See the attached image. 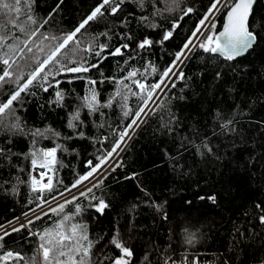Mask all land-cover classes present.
<instances>
[{
    "label": "trees",
    "instance_id": "16d2710c",
    "mask_svg": "<svg viewBox=\"0 0 264 264\" xmlns=\"http://www.w3.org/2000/svg\"><path fill=\"white\" fill-rule=\"evenodd\" d=\"M99 3L100 0H35L33 14L42 20L51 13L41 32L63 37ZM210 3L211 0H125L116 15L92 22L84 37L91 40L96 36V43H107L110 50L128 44V49H122L123 57H108L98 69L79 74L84 79L65 73L49 78L53 87L47 92L37 87L32 89L34 95L22 93V101L14 107L23 133H12L0 126V148L13 154L10 159L0 155V226L72 188L78 176L90 171L89 161L98 163L120 143L119 133L135 118L123 113H135L143 106L139 95L128 92L126 102L116 97L111 107L96 113L83 107L82 98L90 97L89 90L94 88L97 99L107 103L119 86L105 78L120 79L132 68L143 73L137 79L146 86L158 83L163 71L174 63L176 53L192 37ZM188 8L192 11L185 15ZM226 12L224 9L219 15L215 33L222 28ZM140 17L147 19L142 21ZM250 24L251 30L258 33L257 42L238 60L227 61L197 47L183 69L184 79L174 81L130 141L118 165L99 180L102 183L98 188H93L107 208L97 211L99 199H92V194L87 198L79 196L73 204H66L63 212H47V216L42 214L40 220H33L19 232H10L0 242L4 243L3 250L18 251L26 258L36 255L40 241L32 233L55 227L56 221L73 213L79 204L82 211L73 222L86 224L89 239L95 242L93 260H102L103 264H112L105 257L119 255L110 243L117 232L133 252L130 264H165L169 257L168 264L178 260L263 264L264 223L259 218L264 211L256 205L264 207V0L256 3ZM167 31H172V37L161 42ZM104 32L107 37L100 35ZM145 38L153 45L139 49L138 43ZM84 55L89 63L97 62L98 58ZM90 79L97 84L90 85ZM56 80L61 82L59 89L55 87ZM125 83L132 92L140 91L131 81ZM11 90V86L0 90V102ZM56 90L63 92L60 103L53 102ZM77 111L83 123L73 121L76 127L70 128L68 123ZM13 120L8 117L5 123ZM229 120L232 123L222 128V123ZM36 129L44 132V137L34 138L31 133ZM80 132L84 135L80 136ZM34 139L37 149L60 146L58 163L51 171L55 185L51 193L34 192L31 187L30 173L34 175V171L31 158L24 154L33 148ZM213 195L215 203L207 199ZM202 196L205 199H200ZM39 259L37 256L38 262Z\"/></svg>",
    "mask_w": 264,
    "mask_h": 264
},
{
    "label": "snow or ice",
    "instance_id": "6c2138e0",
    "mask_svg": "<svg viewBox=\"0 0 264 264\" xmlns=\"http://www.w3.org/2000/svg\"><path fill=\"white\" fill-rule=\"evenodd\" d=\"M62 3L63 0H60ZM125 3V0H100V3L79 23V25L71 32L65 34L63 37L50 36L46 32H41V29L48 23V19L51 18V13L48 18L37 20L33 14V5L35 0H0V90H3L5 86H11L12 90L6 96V98L0 102V126L2 129L8 130L12 133H23V127L20 123L19 117H15L16 108L14 104H19L22 101V93L24 95H34L32 91L34 88H41L44 92H47L49 88L53 87L50 81V77L55 79L56 76L69 73L76 74V79H84L81 73H87L91 69H98L99 64L106 60L108 57H123L124 51L122 49H128V44H122L116 46L114 49H109L107 43H96L98 37L94 36L91 40H85V34L87 33L88 26L95 21H99L106 15H116L121 11V6ZM254 0H211L210 6L206 15L199 21V25L192 33L186 43L183 45L181 51L176 53L175 61L183 63L182 58H187L185 50L191 51V47H200L205 52L219 54L223 56L225 60L231 61L236 57L245 53L248 49L253 47L254 42L257 40L258 33L251 30V24L249 17L252 14V5ZM59 6V5H58ZM221 8L227 10L226 22L224 23L223 30L215 33L216 29L214 22V15L219 12ZM55 11V10H54ZM192 11L188 8L185 15ZM140 19L146 20L147 17H140ZM208 21V31L213 34H206L202 32V28L205 26V22ZM176 27V25H174ZM15 31H12V30ZM16 33H19L17 35ZM199 35H204L205 39L199 43L194 44L193 38H198ZM107 37V32L101 33ZM172 37V31H167L162 41L168 40ZM130 38V37H129ZM110 39V37H109ZM11 41V42H9ZM45 41H49L45 44ZM56 41L53 45L51 42ZM153 41L145 38L137 45L139 49H144L153 45ZM98 49V50H97ZM85 53L98 58L96 63H89L85 57ZM106 53V55H105ZM166 68L161 74V79L158 83L146 86L140 79H137L140 73L139 69L132 68L127 71V74L120 79L114 77H106L105 79L113 80L119 87L115 94L110 97L107 103H101L97 99V93L94 88L89 91L90 97H83V107H86L90 113H96L101 108L111 107L113 100L116 97H120L123 101H127L128 92L132 95H139L143 106L140 107L135 113H131V110L124 111L123 115L128 117L130 114L134 115L131 123L126 126L125 131L119 133V140L123 142L124 137L128 135L127 128L133 126L139 127L137 123L140 120L141 113L145 112V108L148 106V101L152 100L155 90L160 89L161 85L165 83V78L174 76L177 79H184L182 69H178L176 62ZM128 63L127 60L124 61ZM26 69H29L26 71ZM123 71V69H122ZM152 71L156 69L153 67ZM219 76V73H217ZM131 81L132 85H135L140 91L132 92V88L125 81ZM71 81H69L70 83ZM60 81H55V87L59 89ZM90 85H96L97 81L88 80ZM166 86V85H165ZM174 86V83L173 85ZM127 89V92L124 91ZM56 100L54 103H60L63 100V92L60 90L55 91ZM121 107H126V104H122ZM103 114V113H101ZM79 112L77 111L72 115L71 120L68 123L70 128L76 127L73 121H79ZM8 117H14V120L5 123ZM81 124L82 121H79ZM232 121L222 123L221 127H227ZM59 135V133H54ZM31 135L35 138L37 136L44 137V132L39 129L34 130ZM80 136L84 133L80 132ZM35 139L33 140V148L29 153L24 154L25 158H31V171L39 169H46L47 171L39 172V179L37 176L31 175V187L34 192H47L51 193L55 190L52 176L48 175V172L54 171V166L57 161V150L59 145L52 148H35ZM117 143L108 153L106 157L98 159V163L92 164L89 161L90 171L84 175L78 176V178L72 184V188L84 185L85 181L91 182L102 167L107 163V157H110L113 152L119 148ZM204 148L209 153L212 149L207 143H204ZM0 155H8L9 159L13 155L10 150L6 153L4 149L0 148ZM62 166V165H61ZM47 177V183H43V180ZM92 183L91 187L85 186L79 192V196L89 197L92 194V199H99L93 193V188H98L99 184ZM39 185V187H37ZM70 191V189H66ZM63 196V192L60 193ZM52 199H56L55 196ZM78 197L73 196L71 200H66L65 203L59 204L58 208H51L52 213L63 212L66 204H73ZM205 199V197H200ZM207 199L213 203L216 201V197L209 196ZM48 203V201H43ZM40 207V205H37ZM108 205L99 199V203L96 205L97 211H103ZM256 207L261 211H264V207L257 204ZM35 211V210H33ZM82 209L79 204L75 205V211L70 214H65L60 220L55 222V227L44 228L41 232H33L32 235H36L39 238V245L36 250V255L26 258L21 255L20 252L3 250L4 243H0V264H10V262L24 261L25 264H103V261L93 260V248L95 242L89 239L87 234V226L82 222L75 221V216L81 213ZM27 216V213H24ZM44 216L48 213L44 212ZM41 215H36L35 220H40ZM18 219V218H17ZM260 222L264 223V215L260 216ZM34 221L29 219L28 225L33 224ZM3 227V226H0ZM26 225L21 223L20 227H13L12 232H19ZM10 232L5 230L3 235H0V242L4 241L6 236H9ZM191 242V240H189ZM110 243L119 250V255L115 258L105 257V259H111L112 264H130V258L133 256L131 248L125 246L120 239L117 232ZM39 256V262L37 261ZM147 261V255L144 257ZM168 259H171L170 257ZM168 259L165 260V264H168ZM175 264V262H173ZM193 264H197L193 261Z\"/></svg>",
    "mask_w": 264,
    "mask_h": 264
},
{
    "label": "bare ground",
    "instance_id": "6f19581e",
    "mask_svg": "<svg viewBox=\"0 0 264 264\" xmlns=\"http://www.w3.org/2000/svg\"><path fill=\"white\" fill-rule=\"evenodd\" d=\"M213 19L215 20V17H213ZM208 25H209V22L208 21L205 22V26L202 28V32L207 33ZM203 37L204 35L198 34V38H193L194 44L199 45V43L202 42ZM190 47H191V51L185 50V54L187 58H182L183 59L182 64L179 61H175L176 64L178 65V69H182V71L184 67L186 66V63L188 62V60L190 59V57L192 56V54L194 53V51L197 49L198 46L196 47L190 46ZM176 79L177 78L174 76L165 78V83L161 85L160 89L155 90V94L152 100L148 101V106L147 108H145V112L147 113V115H145L144 113H141L140 120L137 121V123L139 124V127H136V126L131 127L129 131V135L124 138L123 142L119 143L120 145L119 148H117L116 151L113 152L112 155L107 158V163L103 165V167L96 174H94V177L91 179V182L85 181L84 187L90 184L92 185V183H94L99 178H101L103 175H105L107 172L112 170L113 166L120 160L124 151L126 150L130 142V136H132L133 134H136L140 130L144 122L148 119V117L154 111V109L156 108V106L158 105L162 97L166 94V92L168 91V89L171 87V85L174 83ZM40 171H47V170L41 169Z\"/></svg>",
    "mask_w": 264,
    "mask_h": 264
},
{
    "label": "rangeland",
    "instance_id": "374dc122",
    "mask_svg": "<svg viewBox=\"0 0 264 264\" xmlns=\"http://www.w3.org/2000/svg\"><path fill=\"white\" fill-rule=\"evenodd\" d=\"M220 13V12H219ZM218 13V14H219ZM220 15V14H219ZM217 19H218V17L216 18V20L214 21L215 22V24H216V21H217ZM207 22V21H206ZM214 31V30H213ZM217 33V32H216ZM206 34H213L212 32H209V31H207V33ZM205 39V36L203 37V39H202V41ZM144 83V82H143ZM146 85V84H145ZM163 98V97H162ZM157 107V106H156ZM152 114V113H151ZM146 122V121H145ZM144 122V123H145ZM130 129L131 128H129L128 129V135H129V131H130ZM127 135V136H128ZM136 134H133L132 136H130V141L133 139V137L135 136ZM126 137V136H125ZM124 137V138H125ZM130 143V142H129ZM129 145V144H128ZM120 161V160H119ZM119 161L113 166V168H112V170L111 171H109V172H107L105 175H103L101 178H103L104 176H106L107 174H109V173H111L113 170H114V168L118 165V163H119ZM41 169H37L36 171H34V175L35 176H37V179H39V172H41L40 171ZM48 175H50V176H52L51 175V172H48ZM101 178H99L97 181H95L94 183H97ZM43 183H47V177H45V179L43 180ZM92 185L90 184V185H87V187H91ZM37 187H39V185H37ZM78 187H80V186H78ZM73 188H70V190H72ZM76 191H78V190H76ZM76 191H66V192H64L63 193V196H58V197H56V199H54V200H51V201H49L48 203H44V202H42V204L40 205V207H41V210H39V212L36 214V215H42L44 212H50V209L51 208H56V207H58V205L59 204H63V203H65V201L66 200H71L72 199V197L73 196H76V197H79V192H76ZM68 193V194H67ZM67 194V195H66ZM57 202V203H56ZM36 215L35 216H32L31 218H27L26 219V227L28 226V224H27V221L29 220V219H32V220H35V217H36ZM20 226L18 225L17 226V228H19ZM9 232H12L11 230H8ZM3 235V234H2Z\"/></svg>",
    "mask_w": 264,
    "mask_h": 264
},
{
    "label": "built area",
    "instance_id": "2783aa9c",
    "mask_svg": "<svg viewBox=\"0 0 264 264\" xmlns=\"http://www.w3.org/2000/svg\"><path fill=\"white\" fill-rule=\"evenodd\" d=\"M223 10H224V8H221V10L219 11L220 13L219 12L215 13V15H214L215 20L217 17H219V14H221L223 12ZM82 188H84V185H81L80 187H77V188H73L71 191H76V190L80 191ZM79 191H76V192H79ZM34 210L35 211L29 212L27 216H25V215L20 216L18 219L14 220V221L10 222L9 224L5 225L4 227L0 228V235H2L5 230L8 231V230H11L13 227H17L18 225L20 226L21 223L26 224V219L31 218L32 216H35L39 212V210H41V207H37ZM175 264H193V263H183L181 260H178V261H175ZM197 264H200V263L197 262Z\"/></svg>",
    "mask_w": 264,
    "mask_h": 264
},
{
    "label": "water",
    "instance_id": "95a60500",
    "mask_svg": "<svg viewBox=\"0 0 264 264\" xmlns=\"http://www.w3.org/2000/svg\"><path fill=\"white\" fill-rule=\"evenodd\" d=\"M257 2H258V0H254V3H253V5H252V14H253V11H254V8H255V5H256ZM226 14H227V12H226ZM226 14H225V17H224V23L226 22ZM252 14H251L250 17H249V20L251 19ZM224 23H223V26H224ZM223 26H222V28H221L219 31H222V30H223ZM219 31H218V32H219ZM218 32H217V33H218ZM256 42H257V40L254 42L253 47L255 46ZM253 47L250 48V49H248L245 53H243L242 55L236 57L235 59H233V60H231V61H235V60H238V59H240V58L246 56V55H247V54L253 49ZM212 54H213V53H212ZM213 55H215V56H219V57H221V58L224 59V57H223V56H220L219 54H213ZM224 60H225V59H224ZM227 61H228V60H227ZM38 169H39V168H38Z\"/></svg>",
    "mask_w": 264,
    "mask_h": 264
}]
</instances>
